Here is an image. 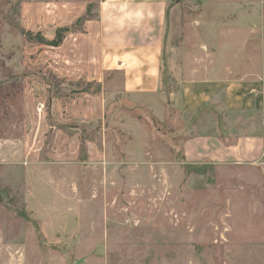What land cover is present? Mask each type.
Segmentation results:
<instances>
[{
    "label": "rangeland",
    "instance_id": "rangeland-1",
    "mask_svg": "<svg viewBox=\"0 0 264 264\" xmlns=\"http://www.w3.org/2000/svg\"><path fill=\"white\" fill-rule=\"evenodd\" d=\"M96 7L0 0V264H264L263 180L184 163L186 117L97 65ZM210 9L174 8L165 89L182 31L190 49ZM73 23L58 47L25 34L50 40Z\"/></svg>",
    "mask_w": 264,
    "mask_h": 264
},
{
    "label": "crops",
    "instance_id": "crops-1",
    "mask_svg": "<svg viewBox=\"0 0 264 264\" xmlns=\"http://www.w3.org/2000/svg\"><path fill=\"white\" fill-rule=\"evenodd\" d=\"M183 1L96 0L97 65L119 72L124 92L159 96L186 117L185 164L250 166L264 182V0H196L212 9L194 20L190 49L182 31L168 90L163 51Z\"/></svg>",
    "mask_w": 264,
    "mask_h": 264
},
{
    "label": "trees",
    "instance_id": "trees-1",
    "mask_svg": "<svg viewBox=\"0 0 264 264\" xmlns=\"http://www.w3.org/2000/svg\"><path fill=\"white\" fill-rule=\"evenodd\" d=\"M89 4H87V8L90 6ZM73 25L74 23L71 24L70 26L57 28L55 31L54 37L50 40L45 39L39 33L32 34L31 32L26 31L25 34H27V38L29 40H35L38 43L51 46V47H58L62 43L64 35L69 31L70 28H72Z\"/></svg>",
    "mask_w": 264,
    "mask_h": 264
}]
</instances>
